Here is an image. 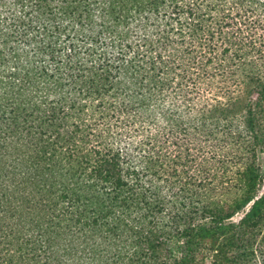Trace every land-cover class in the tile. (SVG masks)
Returning <instances> with one entry per match:
<instances>
[{"label": "trees", "instance_id": "trees-1", "mask_svg": "<svg viewBox=\"0 0 264 264\" xmlns=\"http://www.w3.org/2000/svg\"><path fill=\"white\" fill-rule=\"evenodd\" d=\"M197 1L0 0V264H192L193 246L208 243L217 256L262 255L248 239L264 222V192L253 193L260 172L246 167L235 200L199 210L178 197L206 181L158 176L151 135L126 142L140 106L153 109L177 85L209 104L205 125L240 117L258 144L264 0H207L204 14L221 15L196 50L192 33L205 20ZM159 17L186 24L183 56L146 46L169 40L167 29L155 41L128 39ZM218 33L221 45L210 43ZM182 239L186 253L173 257L170 244Z\"/></svg>", "mask_w": 264, "mask_h": 264}, {"label": "rangeland", "instance_id": "rangeland-1", "mask_svg": "<svg viewBox=\"0 0 264 264\" xmlns=\"http://www.w3.org/2000/svg\"><path fill=\"white\" fill-rule=\"evenodd\" d=\"M197 3L205 20L202 26L199 24L196 31H193L192 41L188 37V28L185 23V26L183 25L180 30L178 24H176L177 27H172L165 19H160V17L150 18L145 29L142 27L132 29L127 35L128 39L136 45L142 44L140 39L143 37L155 41L157 40L155 37L167 29L169 37H171L169 40L148 43L146 46L152 51H160V49L166 48L170 54L179 56H183L186 43L189 41L193 43L196 50L200 49L197 48L198 42L193 40H199L200 38L201 41H204V26L208 28L209 25L212 30L217 29V21L221 11L218 8V10H213L210 13L208 8L207 13L204 14L207 0H198ZM119 4L117 2V5ZM209 15H213L214 20L209 19ZM175 23L173 22L174 25ZM259 30L263 33L264 26ZM181 32H184L183 37L179 35ZM212 41L221 45L222 39L219 33L210 43ZM256 68L264 78V69L261 67ZM171 90L169 98L164 102H160L153 109L140 106L137 113V133H134V136L130 138H126L129 147L133 148L134 145H139L141 139L145 138L146 135H151L156 144L155 150L159 153L158 166L163 164L160 168L156 166L158 176L166 178L170 176L169 173L172 174L176 170H181V174L188 176L190 181L195 182L197 180L200 182L201 179L202 182L206 181L205 187L198 186L195 189L198 194L195 192L190 194L189 188H187V192H181V197H178L182 202L195 201L194 203L199 210L209 203L215 202L216 204V202L221 203V201L230 203L235 200L244 185L245 177L242 171L246 167L253 169L255 173L260 172L262 175L263 181L259 186L261 189L256 188L253 192L254 194H262L264 192V102L261 101V105L256 108V113L259 114V128L258 144L255 145L252 134L248 133L242 123L238 121L240 117L237 120L234 119L231 124L221 120L216 125V120H211L209 124L205 125L206 122L200 121L199 115L209 107V104L204 101L202 95L196 94L191 89H179L177 85ZM223 101L225 100L223 99ZM129 152L132 159L141 164L136 158L137 151L130 148ZM162 168H165L166 171L163 172ZM159 180L162 181L161 178ZM167 182L165 179L162 181L165 184V189H167ZM190 208L195 209L192 205ZM201 213L203 214L199 211L197 215ZM242 216L243 214L240 212L228 222L237 223ZM225 231L215 233L216 239L221 240L225 236ZM249 233V243L263 251L261 252L262 255L257 254L255 260H249V257L242 260L239 255L240 252L236 249L226 250L224 254L217 256L210 248V243H208L207 246L201 247L200 245L197 249L193 246L192 250H195L196 254L192 264H264V222L254 230L249 231ZM182 243L183 239L170 244L173 257L182 255V250L184 254L186 253L185 247L184 249L181 247Z\"/></svg>", "mask_w": 264, "mask_h": 264}]
</instances>
